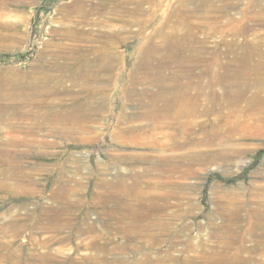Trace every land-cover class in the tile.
Returning <instances> with one entry per match:
<instances>
[{"label": "rangeland", "instance_id": "374dc122", "mask_svg": "<svg viewBox=\"0 0 264 264\" xmlns=\"http://www.w3.org/2000/svg\"><path fill=\"white\" fill-rule=\"evenodd\" d=\"M73 1L0 0V264H264V0Z\"/></svg>", "mask_w": 264, "mask_h": 264}, {"label": "bare ground", "instance_id": "6f19581e", "mask_svg": "<svg viewBox=\"0 0 264 264\" xmlns=\"http://www.w3.org/2000/svg\"><path fill=\"white\" fill-rule=\"evenodd\" d=\"M71 6V5H70ZM72 8L73 10H80L83 8V5H82V2L80 0H75L73 1L72 3ZM74 35L73 36H77V33L75 35V33H73ZM115 37V35H114ZM100 185H106V183H99ZM110 186H113L115 183H108ZM118 185L122 188H126V185L125 183H118Z\"/></svg>", "mask_w": 264, "mask_h": 264}]
</instances>
